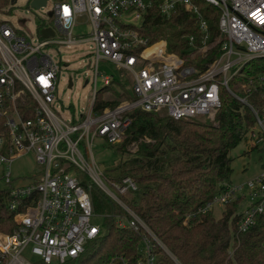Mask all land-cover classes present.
<instances>
[{
  "label": "built area",
  "instance_id": "obj_1",
  "mask_svg": "<svg viewBox=\"0 0 264 264\" xmlns=\"http://www.w3.org/2000/svg\"><path fill=\"white\" fill-rule=\"evenodd\" d=\"M206 1L221 10L223 39L222 54L204 70L168 51L166 40L149 44L140 33L154 8L170 18L181 7L195 17L207 39L208 22L194 0H56L49 20L37 26L36 38L30 30L0 20V189L15 224L10 232L0 230V264H36L31 256L44 264H66L84 254L102 231V222L95 221L102 215L94 209L93 185L123 208L119 226L142 232L135 260L115 254L107 264H155L157 246L175 258L123 201V195L137 189L136 181L130 176L111 180L112 189L103 180L93 147L97 138L107 144L122 142L138 108L177 120L215 119L223 104L222 87L251 107L255 124L249 132L256 143L264 142V94L262 105L250 101L263 92L264 72L246 76L239 85L241 92L232 88L233 78L247 63L264 58V0ZM81 23L89 25V34L75 33ZM43 29H52L54 35L43 36ZM89 41L94 44L87 54L93 96L84 113L66 118L63 111L74 109L65 107L59 85L69 64L61 54L56 60L51 51L60 53L62 45ZM114 71L118 76L111 74ZM123 83L130 85L132 98L104 96L107 92L122 96ZM74 85L70 75L68 87ZM101 93L103 102L118 103L98 107ZM16 164H23L19 171ZM223 186L184 223L214 211L216 205L238 201L233 214L238 217L236 232L249 231L264 214V171L246 182Z\"/></svg>",
  "mask_w": 264,
  "mask_h": 264
},
{
  "label": "trees",
  "instance_id": "obj_2",
  "mask_svg": "<svg viewBox=\"0 0 264 264\" xmlns=\"http://www.w3.org/2000/svg\"><path fill=\"white\" fill-rule=\"evenodd\" d=\"M194 1L208 22L207 39L195 17L181 7L170 18L154 8L140 33L149 44L166 40L168 51L186 58L187 65L204 70L222 54L221 10L206 0ZM11 5L12 0H0V10ZM206 45L214 46L206 54H199L198 50ZM254 61L257 64L249 67ZM242 71L232 81L233 90L238 92L246 76L264 72V58L250 61ZM123 88L132 98L127 86ZM262 94L264 88L250 101L262 105ZM102 97L101 94L97 97L98 107L115 106L119 101L103 102ZM221 97L223 104L216 123L177 120L138 108L132 113L133 123L123 141L106 143L113 153L108 170L113 174L111 180L130 176L137 183L136 190L122 196L123 201L140 215L175 257L157 246L155 264H264V214L259 215L256 224L245 233L236 232L238 217L233 218V214L238 209V201L227 204L219 218L210 211L184 223L188 214L197 211L223 189V183H232L234 159L230 151L246 138L255 124L249 105L224 87ZM139 141L138 151L123 158L130 153L129 146ZM91 195L95 212L103 216L102 231L84 254L66 264H107L115 254L135 260L141 248L142 232L117 224L123 208L98 186L93 185ZM14 226V212L0 189V230L10 232Z\"/></svg>",
  "mask_w": 264,
  "mask_h": 264
},
{
  "label": "rangeland",
  "instance_id": "obj_3",
  "mask_svg": "<svg viewBox=\"0 0 264 264\" xmlns=\"http://www.w3.org/2000/svg\"><path fill=\"white\" fill-rule=\"evenodd\" d=\"M32 0H18L14 5L5 7L4 10H0V20L3 22H10L16 28L30 30L31 34L34 38L37 37V26L42 21L49 20V12L52 10L54 3L56 0H49L47 6L43 8H33L31 5ZM26 20V24L23 25L22 22ZM90 27L86 23L79 24L76 29V34H89ZM87 36V35H86ZM206 41V40H205ZM204 41V42H205ZM217 40L215 41V43ZM93 42H84L80 44H74L71 46L62 45L59 47L60 53L58 51L52 50V56L58 60L59 55L61 54L62 59L69 64L68 71L63 72L61 82L59 85V97L63 101L65 107H73L75 110L66 109L63 111L62 115L66 118L71 117L73 113H76V116L84 113L92 99L93 93V73L91 70L87 68L90 59L87 57V54L93 51ZM214 45H206L198 50L199 54H206L211 47ZM192 56L195 57V54ZM193 57V58H194ZM257 64V61L251 62L248 64L249 67H252ZM115 76H118L116 72H112ZM72 76L75 79V85L73 88L68 87V78ZM90 80L88 84L86 81ZM99 87L103 85L101 79L99 80ZM127 90H123L122 96H116L113 93H105L104 96L106 98H117L124 100L128 98ZM128 91L131 93V87H128ZM62 108V107H61ZM160 116L166 117L163 113H159ZM202 121L208 123H216V118L205 117L200 119ZM252 132H249L246 138L234 149L230 151V156L234 159L232 162L233 167V175H232V182L236 183H243L248 181L249 179L254 178L257 174L264 171V142L256 143L255 140L251 136ZM145 140L151 141L147 138ZM144 141V140H141ZM134 142L129 146V152L126 153L123 158L130 157L132 154L136 153L139 149V143L141 142ZM94 157L100 169L103 173V180L112 188L111 178L110 176L113 175L108 172L110 168L109 161L113 157V153L109 147H107L106 143L97 138L95 140V144L93 147ZM130 154V155H129ZM23 164H16V170L19 171V166ZM116 165V164H115ZM91 183L90 180H87V184ZM224 207L219 204L215 206L214 215L216 218L222 216ZM103 217L95 218L96 222H102ZM33 260H37L38 263H41L38 258L35 256H31Z\"/></svg>",
  "mask_w": 264,
  "mask_h": 264
},
{
  "label": "water",
  "instance_id": "obj_4",
  "mask_svg": "<svg viewBox=\"0 0 264 264\" xmlns=\"http://www.w3.org/2000/svg\"><path fill=\"white\" fill-rule=\"evenodd\" d=\"M18 0H12V4L14 5ZM48 0H32L31 5L33 8L40 9L43 6L47 5ZM42 34L45 37H50L54 35V31L52 29H43Z\"/></svg>",
  "mask_w": 264,
  "mask_h": 264
},
{
  "label": "crops",
  "instance_id": "obj_5",
  "mask_svg": "<svg viewBox=\"0 0 264 264\" xmlns=\"http://www.w3.org/2000/svg\"><path fill=\"white\" fill-rule=\"evenodd\" d=\"M123 85H125V86H127V89H128V87H130V85L128 84V85H126V83H123ZM123 85L121 86V91L123 92V90H124V88H123ZM112 87V86H111ZM106 90V89H105ZM130 93V92H129ZM101 95H103V93H101Z\"/></svg>",
  "mask_w": 264,
  "mask_h": 264
}]
</instances>
